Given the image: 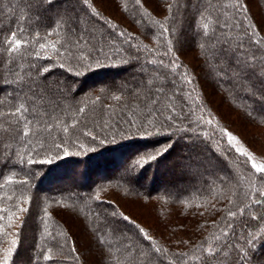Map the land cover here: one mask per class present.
Returning a JSON list of instances; mask_svg holds the SVG:
<instances>
[{
    "label": "trees",
    "instance_id": "1",
    "mask_svg": "<svg viewBox=\"0 0 264 264\" xmlns=\"http://www.w3.org/2000/svg\"><path fill=\"white\" fill-rule=\"evenodd\" d=\"M255 3L0 0V264H97L93 247L100 264H264V173L224 119L264 129V80L218 53L243 40L264 63Z\"/></svg>",
    "mask_w": 264,
    "mask_h": 264
},
{
    "label": "rangeland",
    "instance_id": "2",
    "mask_svg": "<svg viewBox=\"0 0 264 264\" xmlns=\"http://www.w3.org/2000/svg\"><path fill=\"white\" fill-rule=\"evenodd\" d=\"M249 5L255 8L256 3L255 0H247ZM252 8V9H253ZM212 95V94H210ZM221 110L215 109L217 113L223 112V109H226L225 105L220 104ZM229 113V116H224L225 120L228 122V128L226 129V136L229 142L235 147V149L247 156L252 164L257 165V167H264V129L262 127H258L256 125L249 124L247 122H243L236 112L231 109H226ZM198 171V169L196 170ZM193 171L185 173L183 185L189 183V180H192L195 177ZM122 207L127 210V212L137 219L138 221L150 226V228L154 232H161L159 229H154L153 226L149 223L147 212L140 205H131L126 206L123 203ZM90 254V258L92 260L97 261V264H100L99 253L95 247L91 248L88 252ZM264 254V251H263Z\"/></svg>",
    "mask_w": 264,
    "mask_h": 264
},
{
    "label": "snow or ice",
    "instance_id": "3",
    "mask_svg": "<svg viewBox=\"0 0 264 264\" xmlns=\"http://www.w3.org/2000/svg\"><path fill=\"white\" fill-rule=\"evenodd\" d=\"M204 27L207 28V25H205ZM221 31H223V29H221ZM19 47H20V42L16 41V43L13 45L12 50L15 51ZM41 47L44 46L41 45ZM257 51H259V48H257ZM218 53H219V58L224 60L230 67L234 68L238 74L251 73L256 75L257 79L264 80V63L258 64L256 62L257 58L255 54H253L252 57L249 58L247 52L244 50L243 40H241L235 47H233L231 40L225 39L222 43H219ZM261 60H264V57H262ZM244 78L247 79L248 77L245 76ZM156 91L160 92L162 91V89L158 88L156 89ZM115 99L119 100L120 97H115ZM149 99L151 100V103L153 105L158 103V101L155 98L149 97ZM22 110H23V106H21V108H18L17 112H20ZM81 111L84 110L81 109ZM159 155L160 153H157V156ZM157 156H149L148 160H154L157 158ZM252 167L255 168L257 172L264 173V167H257V165L255 164H253ZM260 195L264 196V193H260ZM257 203H260V201H257ZM124 219H127V217H124ZM46 259H51V257H46Z\"/></svg>",
    "mask_w": 264,
    "mask_h": 264
}]
</instances>
